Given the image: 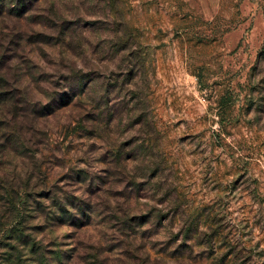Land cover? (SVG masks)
I'll return each mask as SVG.
<instances>
[{"label":"rangeland","instance_id":"rangeland-1","mask_svg":"<svg viewBox=\"0 0 264 264\" xmlns=\"http://www.w3.org/2000/svg\"><path fill=\"white\" fill-rule=\"evenodd\" d=\"M24 4L0 17V91L34 112L0 130V177L30 180L0 188V264H264V0Z\"/></svg>","mask_w":264,"mask_h":264},{"label":"trees","instance_id":"trees-1","mask_svg":"<svg viewBox=\"0 0 264 264\" xmlns=\"http://www.w3.org/2000/svg\"><path fill=\"white\" fill-rule=\"evenodd\" d=\"M20 5L16 8V11H14L15 9H11V11L16 12L17 15L19 14H23L26 11H28V9L24 10L25 4H24V0H18ZM7 12L6 9V0H0V17ZM1 81H6L5 77L0 74V86L4 85V83H2ZM21 102V100L19 98H17V95L14 94V92L11 95H8L6 93H4L3 91H0V112H3L5 108L9 109L10 107V111H11V116H9V118L5 115H3L4 119L6 120H1L0 119V130H7L9 127V123L11 125V123H20V118H26L30 113H34L31 111H27L26 108H18V103ZM6 135V132H4L2 135H0V139L3 138ZM7 138V140H9V137H5ZM6 148H4L5 150ZM4 150H1V153L4 152ZM3 163V162H1ZM2 169V168H1ZM0 169V172L2 171ZM23 178V177H22ZM22 178L20 176L18 177H13V176H8L6 173H4L3 175L1 174L0 177V188H7L10 184H12V181H7L6 179H15L14 181H18V184L20 183V188H28L29 187V178L26 177V179H24L22 181ZM16 184V183H15ZM16 184V185H18ZM25 200L24 198L22 199V192L18 191L14 196L10 195L7 198V202L11 205V211L12 213H14L13 217L14 219L10 220L8 223V226H10V229L8 230V232H13L15 231L16 236H13V240L20 242L21 241V235L19 234V232L16 231V229H18L17 227H14V223H16V219L19 216V205L21 203H23ZM15 221V222H14Z\"/></svg>","mask_w":264,"mask_h":264}]
</instances>
